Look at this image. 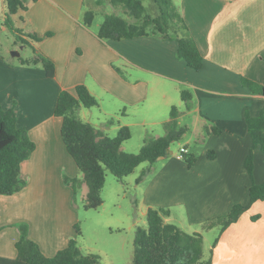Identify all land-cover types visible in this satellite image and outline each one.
I'll use <instances>...</instances> for the list:
<instances>
[{
  "label": "crops",
  "instance_id": "crops-1",
  "mask_svg": "<svg viewBox=\"0 0 264 264\" xmlns=\"http://www.w3.org/2000/svg\"><path fill=\"white\" fill-rule=\"evenodd\" d=\"M95 1L23 0L27 10L15 15L16 20L22 17L17 26L25 32L50 33L36 43V49L53 60L55 75L47 77L41 66L6 64L0 59V106L13 107L17 126L26 129L35 144L20 165L24 188L12 195L0 194V264H26L16 258L20 224L27 225L29 238L47 257L75 239L84 253L99 255L102 264L111 258L107 250L76 233L78 211L72 188L64 182V176L81 175L63 143L62 118L54 115L53 108L61 90L74 93L79 84L85 85L97 101L98 95L100 101L104 97L112 99V114L125 105L136 106L148 100L145 90L151 80L157 90L162 86L173 88L170 95L150 99L152 109L158 103L169 106L176 93L180 96V91H190L192 107L185 113L192 115V127L202 133L204 150L190 168L170 150L167 154L171 157H160L156 188L172 186L173 193L161 190L162 198H170L165 204L153 202L148 195L144 199L146 207L183 203L192 212L190 223H198L208 215L226 213L235 203L249 201L251 180L243 163L251 138L244 114L264 112V97L251 94L240 79L264 86V0H172L202 55L199 71L176 58L174 39L141 36L100 41L94 33L102 20L92 22L90 29L82 24L84 12L96 7ZM2 11L4 21L5 9ZM89 114L88 109L79 111L83 121L91 122ZM121 115L126 113L122 111ZM99 127L104 132L105 124ZM213 127L220 133H211ZM183 147L194 153L189 146L180 149ZM207 150L215 152L213 159L206 156ZM253 179L255 183L264 182V153L258 148L254 150ZM86 190L81 184L82 200ZM169 214L168 210L164 217L167 223ZM217 237L218 246L211 247L212 264H264V199L252 203Z\"/></svg>",
  "mask_w": 264,
  "mask_h": 264
},
{
  "label": "trees",
  "instance_id": "trees-1",
  "mask_svg": "<svg viewBox=\"0 0 264 264\" xmlns=\"http://www.w3.org/2000/svg\"><path fill=\"white\" fill-rule=\"evenodd\" d=\"M35 1V0H32ZM146 0H108L113 8H120L127 17L116 12L103 14L102 21L94 33L100 41L123 40L141 36H153L162 40L174 39L177 42L175 56L183 60L194 71L203 66V58L198 50L188 27L177 11L172 0H148L157 13L153 16L146 12ZM101 5L104 0H96ZM4 26L14 34L16 41L22 46H33L50 36V33L38 35L22 30L16 25L14 16L19 11H26L23 0H4ZM94 10H86L82 24L90 29L94 19ZM19 20L22 17L19 16ZM21 65L41 66L47 77L55 75V64L52 59L32 47V54L19 59ZM124 77L121 70L113 67ZM240 84L249 89L251 94L264 97V86L241 77ZM180 97L185 110L192 107V95L188 90H182ZM96 98L85 85L79 84L74 93L61 90L56 98L53 113L61 117L60 134L67 152L73 158L80 178L64 176V182L72 188V201L85 184L86 194L83 208L95 209L102 204L100 190L104 185L105 171H109L118 179L130 174L139 164H152L165 156L170 145L181 139L188 128L178 122L179 112L175 106L169 110V118L163 123L164 134L161 136L146 135L137 153L121 150L124 141L130 138L127 126H120L115 136L110 137L93 124L79 117L82 108L97 106ZM246 129L251 138V147L244 159V168L251 183L248 187L249 201L246 204L235 203L223 215L205 222L202 227L209 229L220 227V232L233 224L249 208V206L264 199V182L255 183L253 179L254 150L258 148L264 153V112L251 116L244 114ZM213 134L220 130L213 127ZM207 132H209L207 130ZM187 149L186 147H183ZM35 149L26 129L17 126L13 107L3 109L0 106V194L12 195L22 188L26 182L20 177V165L27 160ZM209 159L215 157L213 150H207ZM183 161L188 168L196 162L194 153L187 150L183 153ZM144 173L138 178L140 182ZM168 211L162 208L147 207L146 228L136 227L133 239V252L130 264H212L211 258L203 259V236L200 232L187 233L172 223L164 221ZM80 235L78 224L74 225ZM19 238L15 243L16 258L26 264H102L100 256L94 253H84L75 239H70L67 245L59 249L53 256H45L39 246L28 236L26 224H20ZM218 246V237L212 243V248Z\"/></svg>",
  "mask_w": 264,
  "mask_h": 264
},
{
  "label": "rangeland",
  "instance_id": "rangeland-1",
  "mask_svg": "<svg viewBox=\"0 0 264 264\" xmlns=\"http://www.w3.org/2000/svg\"><path fill=\"white\" fill-rule=\"evenodd\" d=\"M107 2L108 0H104L101 5H95V8L88 7V10H94L95 12L92 21L94 22L93 24L101 21L103 14L108 12H116L128 18L127 15L122 13L120 8H113ZM144 4L146 5V12L148 14L154 16L157 13V10L153 7L150 1H144ZM3 8L5 9V5H3L2 0H0V59L2 58L6 64L21 65L19 59L29 57L32 54V47L36 48L37 44L35 43L33 46H22L16 41L14 34L4 26L2 21ZM14 18H16V16H14ZM19 21V19L16 20V25L19 24ZM2 26L4 27V30H1ZM12 50H18L20 55L17 57L11 56L10 52ZM145 78L150 81V76L147 74L145 75ZM153 85V80H151L145 90L148 100L145 99L143 101L144 103H140L136 106L125 105V107H121V110L117 111L116 114H112L115 109L114 106H111L113 105L111 102L112 99L104 97V99L100 101L101 98L98 95V105L88 109L90 111L89 119L91 121L89 123L92 124L93 122L97 124V127L94 125L96 128H98L101 123H104V133L110 137L116 135L120 126H127L130 130V138L122 143V151L137 153L142 145L143 138L146 135L161 136L164 134L163 123H158V121L163 122L167 119L170 107L175 106L179 112V124L186 126L188 130L180 140L175 141L170 145L169 150L175 155L179 152L180 147L189 146L190 150L195 153L196 157L202 154V151L204 150V143H202L203 141H200L202 133L199 132V130L195 131L192 127L193 117L191 114L185 113V106L180 102L181 97L179 96V93H176L171 105L165 106L163 103H158V106L152 109L149 105L150 99H155L156 95H170L173 90L171 86H162L157 90V87ZM150 109L151 112L148 113ZM122 111H124L126 115H121ZM146 116H148L147 120H143L142 118H146ZM98 129H100V127ZM203 135L205 134L203 133ZM171 156V154H166L164 157L165 159H168ZM160 165V162H157V160L152 164L143 162L122 179H118L113 176L111 172L105 171L104 185L100 190V196L103 202L95 209H84V201L82 200L79 191L76 194L74 203L78 211L80 237L86 238L87 241H93L92 243L112 254L111 258L107 257L104 259L103 264L131 263L135 228L137 226L142 228L147 227L145 218L147 207L144 199L147 200L148 195H151L153 200H155L153 202L159 201L161 204H165L167 200H170V198L165 196L162 198L161 196L163 195H161L160 192L162 189H168L167 191L172 194V186H168V188H166V186L156 188L159 186L155 183V176L160 172ZM142 173H144V175L141 181L137 182V178ZM154 194L157 195L159 199L155 198ZM165 206L166 205H154L152 208L169 210L170 214L167 217L168 222L177 225L181 230L185 232H200L203 236V259L209 258L211 256L212 243L217 237L220 227L204 229L202 225L208 220L225 213L211 214L200 219L201 221H198V223H190L189 214L192 212L189 213L183 203H170L168 206ZM111 243L116 246H110ZM112 259H114V261Z\"/></svg>",
  "mask_w": 264,
  "mask_h": 264
},
{
  "label": "built area",
  "instance_id": "built-area-1",
  "mask_svg": "<svg viewBox=\"0 0 264 264\" xmlns=\"http://www.w3.org/2000/svg\"><path fill=\"white\" fill-rule=\"evenodd\" d=\"M187 149L182 148L179 150V152L176 154L177 158L182 159L183 158V153H186Z\"/></svg>",
  "mask_w": 264,
  "mask_h": 264
},
{
  "label": "water",
  "instance_id": "water-1",
  "mask_svg": "<svg viewBox=\"0 0 264 264\" xmlns=\"http://www.w3.org/2000/svg\"><path fill=\"white\" fill-rule=\"evenodd\" d=\"M10 54H11V56H13V57H17V56L20 55L18 50H12V51L10 52Z\"/></svg>",
  "mask_w": 264,
  "mask_h": 264
}]
</instances>
